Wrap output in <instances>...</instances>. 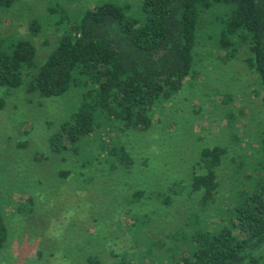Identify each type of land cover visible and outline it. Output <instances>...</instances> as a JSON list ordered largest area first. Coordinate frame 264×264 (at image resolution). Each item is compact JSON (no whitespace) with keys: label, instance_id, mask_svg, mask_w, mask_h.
<instances>
[{"label":"rangeland","instance_id":"1","mask_svg":"<svg viewBox=\"0 0 264 264\" xmlns=\"http://www.w3.org/2000/svg\"><path fill=\"white\" fill-rule=\"evenodd\" d=\"M101 1L137 14L139 0H65L68 14L76 15ZM52 3L13 0L0 9V34H9L11 42L28 34L29 23L36 21L37 33L30 38L36 59L42 60L56 39L47 16ZM205 17L193 48L192 77L171 98L156 103L146 130L102 121L89 141L86 162L51 155L46 146V136L71 106L69 99L27 101L20 90H0V215L9 239L0 250V264H85L88 257L112 264L135 254L133 240L140 249L152 240L166 244L165 232L184 227L192 213L200 214L199 224L214 225L218 209L240 178L254 173L261 157L264 106L258 79L243 63V48L225 56L216 44L217 25ZM98 134L128 153V168L118 161L107 167ZM214 145L222 149L215 202L199 209L188 183L191 173L202 172L199 151ZM61 170L65 178L58 175ZM139 189L142 196L132 198ZM138 214L145 216L142 231L150 239L138 236ZM159 226H165L162 233H151Z\"/></svg>","mask_w":264,"mask_h":264},{"label":"trees","instance_id":"2","mask_svg":"<svg viewBox=\"0 0 264 264\" xmlns=\"http://www.w3.org/2000/svg\"><path fill=\"white\" fill-rule=\"evenodd\" d=\"M12 3L0 0V9ZM68 8L65 0H53L47 8L56 39L40 61L30 38L37 33L36 21L29 23L28 34L11 42L9 34H0L2 92L20 90L27 101L57 96L70 101L46 136L51 155L83 163L89 141L105 120L125 130H146L156 103L171 98L194 74L193 48L207 15L209 23L217 25L216 44L225 56L243 48V63L258 79L257 94L264 106V0H139L135 16L111 1L90 4L79 15L68 14ZM97 137L109 169L116 161L125 168L131 165L121 146ZM259 147L254 173L240 178L216 212L213 226L209 221L199 224L200 214L192 213L184 227L165 232L166 244L152 240L140 249L133 240L135 254L122 255L112 264H264V138ZM221 154L215 145L199 151L202 172L191 173L188 183L199 209L215 202ZM65 174L58 173L61 178ZM141 196L140 189L132 194L134 199ZM144 218H136L140 238ZM163 227L151 233H162ZM143 236L151 237L148 232ZM8 240L0 215V250ZM85 264H98V259L88 257Z\"/></svg>","mask_w":264,"mask_h":264}]
</instances>
